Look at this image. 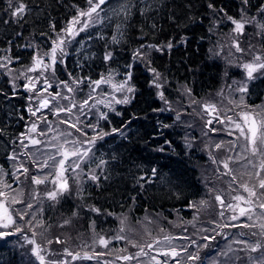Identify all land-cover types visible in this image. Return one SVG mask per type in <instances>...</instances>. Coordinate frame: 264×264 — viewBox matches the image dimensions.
Here are the masks:
<instances>
[{
    "label": "trees",
    "instance_id": "trees-1",
    "mask_svg": "<svg viewBox=\"0 0 264 264\" xmlns=\"http://www.w3.org/2000/svg\"><path fill=\"white\" fill-rule=\"evenodd\" d=\"M124 2L125 0H110L113 4ZM209 2L216 6L217 12L207 7ZM26 3L31 11L25 15L24 20L17 23L10 11L6 10L8 0H0V58L11 56L12 63L9 67L13 70L9 74L6 69L0 68V168L7 173L0 175V178L3 177L8 184L11 183L12 189H19L20 198L25 202L10 206L22 209L27 202L36 203L32 194H38L36 199L42 201L43 209L37 213L41 215V220L46 226L41 227L46 234L41 244L49 245L47 240L51 239L54 243L48 249L56 253L63 251L64 247L72 250L79 244L89 243L92 241L90 237L96 240L99 234L110 241L106 249L96 246L97 253H104L101 255L104 260L120 261L117 256H135L140 247L144 246V238H147L136 229L141 224H149L151 220V226L155 227L158 233L152 231L150 235H156L154 237L161 241L156 244L159 249L174 247L164 240V234L183 240L180 246H176L178 250L182 246L192 244V241H195V244L189 247V252L195 251L197 245H208L199 248L200 261L189 262L185 253H182L172 264H176V260L181 264H221L226 259L221 253L225 252L229 245H226L223 239L219 241L218 237L211 233L215 226L212 221L218 219V214L215 208L216 193H209L204 182L208 155L200 142L194 139L196 134H189L190 138H186L185 117L176 120L172 106L185 89L191 91L192 100L199 101L221 90L225 91L230 79H239L237 68L228 67L223 60L213 55L212 32L216 23L213 17H223V13L217 14L222 7L228 15L238 19L241 9L246 8L249 15H258L257 21H261L257 8L264 4V0H250L247 6L243 5L241 0H143V3L141 0H132L135 6L131 8L128 19L123 15L113 16L111 22L105 21L104 24L89 30L93 34L91 39H88L89 32L80 33L68 48L69 54L65 58L67 67L59 63L56 65L55 78L58 81H69L71 79L68 73L71 72L73 77L90 76L95 80L109 69L121 74L126 71V63H133L131 83L136 91L129 104L116 108L120 115H116V111L110 113L109 120L100 125L105 132L125 124L127 127L124 128V136H106L103 140H97L92 149L96 163L101 158L108 161L103 171L96 168V173L100 176L99 181L93 182L87 176L78 173L76 175L69 170L65 175L70 191L57 197L55 201L40 197L43 192L52 190L49 183H45L43 187L32 183L31 177L37 175L35 164L30 158L34 152L29 151L28 167L25 160L28 151L17 146L21 133L25 132L36 117L27 111L33 104L28 102V95L23 90L24 77L14 81L17 85L15 90L13 77L30 65L35 52H46L51 47L52 39L76 14V7L87 8V3L86 0H26ZM145 4H150L151 7L141 15L140 9H143ZM117 24L121 25L123 37L120 43L113 44L112 36L118 35ZM52 25H55V31ZM230 26L231 22L223 17V22L219 25L221 33H227ZM101 35L103 38H100ZM169 40L175 45L171 50L165 48L161 52L146 49V59H150L151 67L166 78L164 88L161 89L169 101V104H165L159 98L158 90L149 85L152 74L145 63L133 61L132 56L141 44L159 45L166 44ZM76 41H83V48ZM259 45L264 51V35ZM106 50L113 52L112 61L103 60ZM78 62L82 67L78 66ZM242 95L244 104L248 106L247 110L254 111L263 106L264 76L250 81L247 94ZM169 107L171 110L168 111H153ZM163 124L170 127H162ZM165 140L170 141V145L164 144ZM162 144L165 150L155 151ZM43 145L46 146L44 143ZM17 150L24 154V158L19 163L8 160L9 155H21ZM248 158L257 163V157L250 155ZM245 163V170L248 171L251 164L247 160ZM21 164L29 169L27 177L21 170L15 173L19 176V181H10L11 172ZM89 165L96 167L95 163L88 161L82 165L85 172L88 171ZM153 167L157 169L155 176L151 173ZM229 167L237 176V188L241 183H248V175L236 174L233 163H230ZM47 171L50 172L51 169L46 168ZM51 178L50 176L49 180ZM223 179L231 180L228 176L220 174L218 182ZM3 190L13 196L18 195L10 189ZM217 193H220V190ZM230 195L235 193H229L225 197L228 200L226 202L230 201ZM3 199L9 200L10 197L5 196ZM200 201H207V204L202 206ZM193 203L197 207H189V204ZM92 208L99 209V212L92 211ZM29 216L25 217V220H29ZM125 217L124 226L129 230L127 233H121L120 220ZM194 217L195 228L189 223ZM17 223L25 225L24 221L17 220ZM232 231L237 232L236 229ZM244 231L250 233L249 230ZM117 235L127 239H115ZM204 235L214 236L216 240L214 238L205 242L201 238ZM22 236L29 237L28 226H25L22 235L0 239V264H29L26 259L28 251L21 240ZM57 238L62 243H56ZM35 239L40 243L39 235L35 236ZM129 240L137 246H131ZM237 255L245 259L247 256L242 251H238ZM237 264H241V261L237 260Z\"/></svg>",
    "mask_w": 264,
    "mask_h": 264
},
{
    "label": "snow or ice",
    "instance_id": "snow-or-ice-1",
    "mask_svg": "<svg viewBox=\"0 0 264 264\" xmlns=\"http://www.w3.org/2000/svg\"><path fill=\"white\" fill-rule=\"evenodd\" d=\"M242 4L247 6L250 3V0H241ZM87 8H79L76 7V14L67 22L66 26L62 28L57 34L54 39L51 41V47L42 54L37 51L33 54L32 60L33 63L28 66L24 72L20 73L19 75L13 77V89L17 87L14 83L16 79H19L23 76L27 83L23 85V88L28 91L29 93L35 92V97L29 96L27 99L30 102H38L35 108L28 107L27 111L33 116L36 117L37 113L41 111V109H49L53 112V115L59 117L61 113L66 114L70 119H60V124H66L69 129H74L80 136L85 137L84 140H80L78 137L72 138L73 133L70 131H60L56 129V135L52 136V140L57 141L56 145H52L51 140L47 142L46 149L41 152L40 156H37L35 153L30 155V158L33 160V163L38 167V169L42 172L43 169L49 168L51 171L49 173L44 174L43 176L40 175H33L31 177L32 183L35 185H40L49 181V177L51 176V180L49 181L53 185L56 186L51 191L45 193L46 197L51 200H57L58 194L62 195L63 192H69V185H68V178L66 177V173L71 170L72 172L78 173V175L83 174L87 176V178L93 182H98L100 176L96 173V168L101 169L103 171L104 166L108 163V161L101 158L98 163L95 161V154L92 152V149L95 147L97 140H103L106 136L119 134L121 136L125 135L124 128L127 127V124L122 125L119 128H113L110 132L103 131L99 126V121L104 120L108 121V113L104 111L97 110L93 112L92 110L96 108V105H103L105 108H108L110 111H116L114 108V104H129L132 99H134V94L136 91L135 86L131 83L133 79V63H126L124 65L126 71L123 73V79L118 83H113L114 73L111 69L104 74L102 73L99 79L93 80L90 76L85 77H73L72 73L69 72L68 75L71 79V83L67 80L59 81L58 87L62 86L63 89L66 90L67 93H75L76 91L80 90L79 86L81 84L86 83L87 86L90 88V92L87 98L83 99L79 104H77L74 96H69L63 94L61 91H57L54 94L48 93L49 98L44 97V93L48 92V89L53 87V84L50 82L49 77L46 73H51V77H55L56 75V65L62 64L65 65V58L68 56V48L72 45L73 41L76 40V37L80 35L82 32H89L90 29L96 28L98 25H102L105 21L111 22L113 16L123 15L125 19H128L131 15V8L135 5L132 4V0H125L124 3L113 4L110 3V0H86ZM143 3V0H141ZM151 5L145 4L143 9H140L141 15L145 14ZM209 9H212L213 12H217L216 6L209 2L207 4ZM7 11H10V15L15 19L17 23L24 20L25 15L31 11L26 0H8L7 4ZM257 12L261 16V21H257L256 17L249 16L247 9H241V16L239 19L233 18L232 16L228 15L225 10L221 7L218 10L219 13H223V17H226L228 21L234 26L232 28V32L237 35H243L246 25H254L259 29L257 35H264V4H261L257 8ZM223 17L220 19H213L216 20V23L213 27L218 26L220 23L223 22ZM7 22V21H5ZM154 26V25H153ZM121 25H116V31L118 35L112 36V43L118 44L120 43L121 38L123 37V33L120 31ZM53 31H55V25H52ZM42 35H44L42 33ZM93 36L92 33L89 32L88 39H91ZM100 38H103L102 35ZM183 39L181 43H183ZM77 44L83 48V41H76ZM175 45L169 40L166 44H148L144 45L141 44L140 48L133 52L132 60L139 61L145 63L148 71L152 74V79L149 81L150 87H153L158 90L159 98L164 101L165 104H169V101L164 95V92L161 89L164 88L165 79L162 77L161 73L158 72L155 68L151 67L150 59H146L147 52L146 49H151L154 51H164V49L171 50ZM232 47L235 48L237 53H244L245 49L240 46V41L238 39L233 38ZM107 49V45H106ZM251 52V48L248 49ZM219 55V52L215 53ZM231 55V53H229ZM17 60L19 57L16 58ZM3 62H0V68L6 69L9 74L12 73V69L9 67V64L12 63L11 56H5L0 58ZM103 60L105 62L113 60V52L111 50H106L103 55ZM78 66L82 67V65ZM245 74L246 79L241 82H233L235 84V88H232L230 85L229 88L235 92L241 94H247L248 92V81L253 79H258L260 76H264V55L261 54H253L252 60L243 62L239 65ZM39 71V77H32L28 76L27 73H34ZM255 73H259V76H255ZM119 74V73H115ZM42 79L43 88L40 91H37L36 85ZM103 84H110L112 87L113 93H119V97L117 95H112L109 93L107 98L101 99L98 98L93 93H96L100 86ZM72 85H76L77 87L74 88ZM187 94L191 96V91L189 89H185ZM223 95V93H221ZM60 100L68 101L67 105H60ZM52 101L57 102V106L52 108L51 103ZM89 101H95L94 104H90ZM192 103H196L195 100ZM230 104H233L234 107H240L241 111L236 113V116L239 117V120L233 118V116H228L227 111H232V108L227 110H223L225 112L224 119H220L218 113L222 111L219 109L215 104L205 103L201 107L203 108L204 112L213 117V119L217 120L219 123L224 124L225 121L231 128L234 129L239 133L237 140L243 139L242 144H235L233 142H229L232 144V148L229 151H235L239 149V153L234 158L232 156L227 157L225 160L221 161L223 168L226 170L223 174L231 176V183L229 184V188L232 192H237L236 188H232V183H235L237 180V176L233 174L232 169L229 167L230 163L233 160H239L241 158L248 159L245 153H250L252 157H258L259 162L255 163L249 160V164H251L252 168H258L259 171H256L254 174H251L255 177L257 183L249 186L248 183H241L239 188L243 189L244 193H247V196L240 194L237 192L235 195H230V201L226 202V199L220 194L217 193L215 195V200L218 202L220 206L219 215L223 217L225 212H231L232 215L230 216V220L236 221L239 220L240 217H246L247 220L251 221L249 224H237L233 225L234 227H241V228H255L259 227V232H252L251 236L259 237L256 240H235L234 243L236 244H243V248L240 249H233L231 246L227 249V251L222 252L221 254L226 257L221 264H236V261H241V264H264V191L258 193L257 188L264 190V177L261 176V172H264V107H260L259 111H249L248 106L244 104V95L240 96L239 102H235L229 100ZM79 108V112L74 114V109ZM87 108V111L85 109ZM171 108L167 109H153V111H168ZM92 114L96 117V123H88L84 124L81 120V116L90 119L91 117L89 114ZM121 113L116 111V115H120ZM74 117V118H73ZM180 114L177 113L175 119L179 120ZM23 119V117H21ZM42 122L48 123L47 117L42 116L39 118ZM213 119H208L205 121V126L209 127V129L213 132L217 131V129L212 128L211 125L213 124ZM242 122V123H241ZM130 123V121H129ZM162 127H170V125L163 124ZM85 128H90L94 135L89 136L88 132L85 131ZM53 131L51 124H49L47 129H39L38 124L33 122L27 130L28 134L21 133V138L19 139V144L21 146L27 147L28 145L25 144V140H29L31 145L38 146L44 141L36 139L34 136L29 134H36L38 136H47L49 132ZM232 130H229L228 135H232ZM61 137L64 139L61 141ZM71 138V139H70ZM164 144H169L170 141L165 140ZM71 145V147H67ZM55 148V152H52L50 149ZM222 147L221 143H217L215 145L216 149H220ZM163 144L156 148L155 151L162 152L164 151ZM91 154V155H90ZM59 157V159H58ZM8 160H16V155H9L7 157ZM115 159V157H113ZM70 161V163H69ZM88 161H92L95 163L96 167L93 168L91 165L88 167V171L85 172L82 165L87 163ZM213 163H217L215 159H213ZM27 177L29 169L21 164L17 171H21ZM151 173L153 176L157 174V169L153 167L151 169ZM0 175H7L4 172L3 168H0ZM17 181H19V176H16L15 173L12 174ZM107 179V176H105ZM144 179V177H141ZM142 186V185H141ZM3 189H10L11 192H16L18 195H11L10 192H6ZM59 189V193L57 191ZM209 191H214L213 189H209ZM20 190L19 189H12L11 184H8L5 180L0 179V239H5L11 236L22 235L25 231V226L29 227V230L32 231V236L35 237L38 235L36 231H34L31 227L33 221H36L35 214L31 213L34 205L31 202H27L25 207L22 209H17L12 207L16 204L25 203L20 198ZM78 194H80V190L78 189ZM9 196V200H4L3 197ZM38 196L37 193H33V198L35 199ZM135 198L133 197V200ZM207 201H200V205H206ZM12 205V206H10ZM189 207H197L196 204H189ZM256 208L260 209V212H256ZM92 211L99 212V209L92 208ZM31 214L30 220H25V217ZM195 217L193 221L189 222L195 228L196 225L194 223ZM17 220L24 221L25 225H20L17 223ZM67 224L68 221H65ZM126 223V217L121 218L120 224L121 227L119 231L123 233L125 231L124 225ZM215 223V221H212ZM95 222H93V229H94ZM228 225H219L216 224L217 228L220 227H227ZM35 227H43V225L39 222H36ZM202 231H209V229H202ZM239 235L244 236L247 235L245 233H240ZM183 239H189L188 237H182ZM203 240H211L215 237L204 235L201 237ZM115 239H127V237L122 235H117ZM173 237L165 236L164 240L171 242ZM26 242L29 245H32L30 252L33 257H35L38 264H69L67 260H47L45 253L48 252L42 245L37 243L35 239H30L25 237ZM56 243H62V241L57 238ZM47 243L50 245L53 243L51 239L47 240ZM98 243L99 245L107 248L110 241L106 239L104 236L97 234V239L93 241V244ZM129 243H132L133 247L137 245L129 240ZM155 243H161L160 240H156ZM192 244H195V241H192ZM189 244L187 246H182L179 250L176 247H171L167 250L160 249L158 255H162L164 257H170L173 260L176 257L181 256L182 253H187V261L189 262H196L200 261L201 257L199 255V248L200 247H207L208 245H197L196 250L189 252V247L192 246ZM149 249L153 248V244H147ZM243 251L245 253H256L257 251H261V255L259 256H250L247 255L246 259L235 255L236 252ZM49 255L53 254L48 252ZM147 255L144 252V248L141 247L140 251L135 254L136 257L140 255ZM63 255L69 256L72 260H92L95 256L104 255V253H93L89 254L87 251L83 252L81 255L80 252H73L70 251L68 248L63 250ZM117 259H123L125 261L132 260L135 257L125 255L123 257L117 256ZM155 264H167V261H160L157 260L155 256L151 257ZM176 264H181L179 260H176Z\"/></svg>",
    "mask_w": 264,
    "mask_h": 264
},
{
    "label": "rangeland",
    "instance_id": "rangeland-1",
    "mask_svg": "<svg viewBox=\"0 0 264 264\" xmlns=\"http://www.w3.org/2000/svg\"><path fill=\"white\" fill-rule=\"evenodd\" d=\"M249 15V14H248ZM241 16V14H240ZM256 17V19L258 20V15H249ZM239 19V18H238ZM220 25V24H219ZM219 25L214 27L213 32H212V36H213V55L217 58H220L221 60H223V62L225 63V65H227L230 68H237L239 71V79H230V82L227 84L226 90H221L219 92H217L215 95L211 96V97H207L204 98L202 100L196 101V103H192V99L191 97L187 94L186 91L183 90V93L181 92L178 100L173 104L172 108L174 109L176 115L177 113L180 114V117H185V128H186V138L189 139L190 136L189 134H196V137H194V139H197L198 142H200L201 147L203 148V150L205 151V153L208 155V164L207 166L204 168V182L206 183V187L209 193H216L220 190V194L225 198L227 197V195L230 193H235L236 192H232L231 189L229 188V185L226 184H230L231 180L229 179H223L222 181L218 182V178L219 175H225L223 174L226 170L223 168L222 164L220 163L221 161L225 160L227 157L232 156V157H236L237 154L239 153V149H236V153L235 151H229L230 148H232V144H230L229 142H233L235 144H242L243 143V139L241 138L240 140H237V137L239 136V133L237 131H235L234 129L231 128V125H229L227 123V121H225L224 124L219 123L217 120L213 119V117L207 115L203 108L201 107L203 104L205 103H209V104H215L217 105V107L219 109H222V111H220L218 113L220 119H224V115L225 112L223 110H227L229 108H232V111H227V115L228 116H233L234 119L239 120V117L236 116V113L241 111L240 107H234L233 104L229 103V100L235 101V102H239L240 100V96L242 94L235 92V91H231V89L229 88V86L231 85L232 88H235V84L233 83L235 82H241L244 81L246 79V74L244 72V70L239 67V65L243 62L246 61H250L252 60V55L253 54H261L264 55V51L263 48L259 45L262 42V35H257L259 29L257 27H255L254 25H246L245 30H244V34L243 35H237L235 33H233L231 30L234 27L232 24L230 26V29L227 33L223 34L220 31ZM248 27V28H247ZM233 38L238 39L240 41V46L242 48L245 49V52L242 53H237L235 48L232 47V41ZM251 48V52L248 51V49ZM219 52V55H216L215 53ZM229 53H231V55H229ZM42 54V53H41ZM33 63V61L30 63V65ZM29 65V66H30ZM25 71V70H24ZM22 71V72H24ZM21 72V73H22ZM107 73V72H106ZM104 73V74H106ZM114 73V78H113V83H118L123 79V73H119V72H113ZM115 73H119V74H115ZM28 76H32V77H39L40 73L39 71L34 72V73H27ZM46 75L49 77L50 82L53 84V87L48 89L47 93H44V97L45 98H49L48 93H55L57 91H61L63 94L69 95V96H74L77 104H79L83 99L87 98L89 92H90V88L87 86L86 83L81 84L79 86L78 91H76L75 93H67L65 89H63L62 86L58 87L59 81L54 77H51V73H46ZM255 76H259V73H255ZM263 77V76H260ZM254 80V79H253ZM252 81V80H250ZM250 81H248L247 83H249ZM24 84L27 83V80L24 78ZM69 83H71V80H69ZM74 88H76V85H72ZM43 88V82L42 79L40 80L39 83H37L36 85V89L37 91H40ZM23 90L26 92V94L29 96H33L35 97V92L29 93L28 91H26L24 88ZM111 93L112 95H117L119 97V93H113L112 92V87L110 84H103L100 86V89L97 90L96 93H93V95H96L98 98L104 99L107 98V95ZM221 93H223V95H221ZM28 102H30L28 100ZM31 104H33V108H35L38 104V102H30ZM90 104H94L95 101H89ZM60 105H67L68 101L66 100H60L59 101ZM124 104H118V105H113L115 110L117 107L122 106ZM57 106V102L56 101H52L51 106L52 108ZM260 107H264L260 106ZM260 107H258L257 109H255L254 111H259ZM97 110L99 111H104L108 113V116L110 115V113H115V111H110L108 108H105L103 105H96V108H94L92 111L96 112ZM185 110V113H184ZM85 111H87V108L85 109ZM79 112V108L74 109V114ZM42 116H46L47 117V121L48 123H44L42 122L39 118ZM89 116L91 117L90 119L85 118L84 116H81V120L83 121V123L86 125L88 123H96V117L94 115H92L91 113L89 114ZM74 118V117H73ZM51 119V120H50ZM60 119H65L68 120L70 119L66 114L61 113L59 117L53 115V112L50 111L49 109H41L40 112L37 113V116L35 118V123L38 124V128L39 129H47L49 124H51L53 131L49 132L47 136H38L36 134H29L34 136L36 139L42 140L44 141V144L47 145V142L49 140H51L52 145H56L57 141L52 140V136L56 135V129H59L60 131H70L73 133V137H78L80 140H84L85 137L80 136L79 133H77L74 129H69L67 127L66 124H60L59 120ZM208 119H213V124L211 125L212 128L217 129V131L213 132L209 129V127L205 126V121ZM104 120H100L99 126L101 125V123ZM33 122L31 121V123L27 126L26 130H25V134L27 133L28 128L30 127V125ZM242 123V122H241ZM101 128V127H100ZM229 130H232L233 134L232 135H228ZM85 131L88 132L89 136L94 135V133L92 132V130L90 128H85ZM21 138V136H20ZM19 138V139H20ZM61 141L64 139L63 137L60 138ZM71 139V138H70ZM19 142V140H18ZM217 143H221L222 147L220 149H216L215 145ZM25 144L28 145L27 147L21 146L20 144H18V147L24 148V150H29V151H33L37 156L38 154H41V152L43 150L46 149V146L42 144L38 145V146H33L31 145L29 140H25ZM67 147H71V145H68ZM52 152H55V148H51L50 149ZM17 153H21V155H17V159L13 160L15 161V163H19L21 161L22 158H24V154L22 155L21 151H16ZM235 154V156H234ZM244 155H246L247 157L250 156V153H245ZM59 158V157H58ZM213 159H215L217 161V163H213ZM26 162L27 165L29 167V156L26 157ZM245 160H247V162L249 163V160L253 161L251 158L248 159H239V160H233L234 164V168L236 170V174H245L248 175L250 178L248 180L249 186H252L253 184H256L257 181L255 179V177L251 174H254L256 171H259L258 168H252L250 165V168L248 169V171L245 170ZM257 163L259 162V159L257 157ZM70 162V161H69ZM254 162V161H253ZM18 168V167H17ZM17 168H15L12 172L11 175L9 177L10 181H13L15 179V177L12 175L13 173L17 172ZM221 168V169H219ZM35 171H37V175L43 176L46 173H49L48 171L46 172V168L43 169V172H41L38 167L35 165ZM76 173V172H75ZM234 174V172H233ZM77 175V173H76ZM229 178H231L230 175H226ZM261 176L264 177V172H261ZM0 179H3V177H1ZM50 181V180H49ZM49 181H46L45 183H49V186H51L50 188H52V190L54 188H56L55 185H53L52 183H50ZM45 183L40 184V187H43L44 185H46ZM225 183V184H224ZM11 184V183H9ZM224 185V186H223ZM235 185V187L233 186ZM223 186V187H221ZM48 187V186H46ZM232 188H236L237 192H240V194H243L245 196H247V193L243 192V189L241 188H237V183H232ZM209 189H213L214 191H209ZM58 193H59V189H57ZM258 193L264 190H261L259 188H257ZM43 192L42 195H40V197H43V199H47L45 193ZM229 192V193H228ZM65 193V192H63ZM62 195L58 194V197H61ZM39 197V196H37ZM36 197V198H37ZM32 198H33V194H32ZM34 199L36 201V203H32L34 205L33 209L31 210L32 214H35L36 216V221H33L31 227L34 231H36L39 235L40 238V243L35 239V237L32 236V231L29 230V237L30 239H35L37 241V243H39L40 245H42L45 249L49 250L51 253L50 256L48 254V252L45 253L46 255V259L47 260H67L69 262V264H121V262H124L126 264H155V261H153L151 259V257L155 256L157 260L160 261H167V264H172L173 259L170 257H164L162 255H158L159 252V248L158 246H156L157 243H155V241L157 240L156 235H150V233L152 231H156L155 227L151 226L152 225V221L150 220L149 224L145 223V224H141V226L136 229L139 230L142 235L147 236V238H144V241L142 242L143 248H144V252L147 253V255H140L139 257L133 256L135 257L132 260H123V259H119L120 261H116L115 259H109V260H104L102 258L101 255L99 256H95L94 259L92 260H83V259H78V260H72L71 257L69 256H65L63 255V251H60L58 253L54 252L53 250L48 249L52 244L50 245H44L41 244L42 242V238H44V236L46 235L42 230L41 227H35L36 222L41 223L43 226L44 225V221H42V217L40 214H38L37 212H41L42 211V201H38V199ZM50 201H54L49 199ZM228 201V200H226ZM215 208L217 210V214H218V219H215V226H213L212 228V234L215 235V237H218V240H224L226 245L231 246L233 249H240L243 248V244H236L234 243L235 240L239 239V240H256L259 237H254L251 236L252 232H259V227H255V228H241V227H234L233 225H237V224H249L251 223V221L247 220L246 217H240L239 220L236 221H232L230 220V216L232 215L231 212H225V215L223 217H221L219 215L220 212V206L218 204V202L215 200ZM256 212L259 213L260 209L256 208ZM31 219V214L29 216V220ZM216 224L219 225H225L227 224V227H220L217 228ZM212 225V223H211ZM46 227V226H45ZM125 228V233L128 232L129 228L124 226ZM236 229L237 232L234 233L232 230ZM249 230L250 233H246L244 230ZM131 230V229H130ZM42 231V232H41ZM158 233V232H157ZM240 233H245L247 235L241 236L239 235ZM197 234H201L199 232H197ZM165 237V234H164ZM20 238V237H19ZM92 239L91 242L86 243V244H79L78 246L74 247L72 250L73 252H80L81 255H83V252L87 251L90 255L93 253H97L96 252V246L98 245L101 249H106L105 247L99 245L98 243L93 244L94 239L92 237H90ZM216 238L214 240H216ZM247 238V239H245ZM21 240L24 243V246L27 249V253H26V259L29 261V264H38V261H36L35 257H33L31 255L30 249L32 247V245H29L26 240L25 237H21ZM182 239L173 237V239L171 240V242H169L172 246L176 247V246H180V242H182ZM206 242V240H203ZM153 244V248L149 249L147 247V244ZM186 245V244H185ZM132 246V244H131ZM57 248V247H53ZM67 248L64 247L63 250ZM141 248V247H140ZM177 248V247H176ZM140 251V250H139ZM138 251V252H139ZM227 251V250H226ZM243 252V251H242ZM243 254L245 255H250V256H259L261 255V251H257L256 253H245L243 252ZM235 255H237V252L235 253ZM185 257H187V253H185ZM144 259V260H142ZM237 264V261H236Z\"/></svg>",
    "mask_w": 264,
    "mask_h": 264
},
{
    "label": "flooded vegetation",
    "instance_id": "flooded-vegetation-1",
    "mask_svg": "<svg viewBox=\"0 0 264 264\" xmlns=\"http://www.w3.org/2000/svg\"><path fill=\"white\" fill-rule=\"evenodd\" d=\"M28 156H29V150H28Z\"/></svg>",
    "mask_w": 264,
    "mask_h": 264
}]
</instances>
